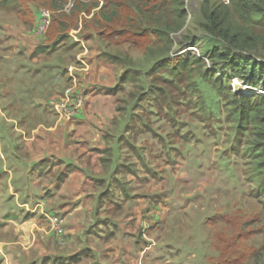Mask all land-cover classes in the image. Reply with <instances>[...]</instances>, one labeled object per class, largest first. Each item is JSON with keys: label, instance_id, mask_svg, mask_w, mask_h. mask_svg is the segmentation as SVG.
I'll return each mask as SVG.
<instances>
[{"label": "rangeland", "instance_id": "obj_1", "mask_svg": "<svg viewBox=\"0 0 264 264\" xmlns=\"http://www.w3.org/2000/svg\"><path fill=\"white\" fill-rule=\"evenodd\" d=\"M207 1L230 5L184 0L185 24L167 53L154 36L143 44L93 31V11L55 34L74 0L61 17L0 0V264H59L57 255L78 248L88 253L81 264L261 263V174L230 93L241 83L237 95H264V86L211 56L220 43L203 28ZM229 12L237 29L264 34V17ZM111 91L101 112L86 97ZM80 117L105 146L84 149L82 163L66 149L77 135L89 139L71 134ZM40 155L48 158L37 170ZM78 165L100 180L84 191L86 207L68 213L77 196L43 190Z\"/></svg>", "mask_w": 264, "mask_h": 264}, {"label": "trees", "instance_id": "obj_2", "mask_svg": "<svg viewBox=\"0 0 264 264\" xmlns=\"http://www.w3.org/2000/svg\"><path fill=\"white\" fill-rule=\"evenodd\" d=\"M23 1L46 5L54 13L60 14V17L65 15L66 5L70 3V0ZM229 4L225 6L207 1L202 5L203 28L220 43L217 48L213 47L211 56L224 62L234 76L245 79L248 84L257 86L262 82L264 86V65L258 63L256 58H264V54L260 53L264 52V34H248L237 29L232 25V13L229 12L232 8L237 14L253 11L264 17V0H230ZM91 11L93 14L90 25L93 31L111 28L109 34H118L119 37L122 35L119 38L122 42L131 36L138 38L143 44L149 43V37L154 36L167 53L173 43L171 35L182 29L187 17L184 0H74L70 8L69 22H65L64 26L58 24L60 27H57L54 33L67 29L71 21L77 19L78 13L89 15ZM241 86L240 83L235 92L242 90ZM248 89L249 86L243 92ZM230 94L233 102L240 105V125H245L244 129L247 127V130L249 127L254 137L249 150L257 161L256 172L261 174L258 181L259 190L264 192V95L248 93L249 95L240 96L233 92ZM260 264H264V256Z\"/></svg>", "mask_w": 264, "mask_h": 264}, {"label": "crops", "instance_id": "obj_3", "mask_svg": "<svg viewBox=\"0 0 264 264\" xmlns=\"http://www.w3.org/2000/svg\"><path fill=\"white\" fill-rule=\"evenodd\" d=\"M82 63L86 64L87 66L89 65V63L91 64V62H82ZM110 89H108V90H110ZM110 93H113V92L112 91L109 93L98 92V94L92 93V96H90L87 93L86 97H89V99L91 98L92 101H94L95 103L97 101H100V105L98 103L96 109H97V111L101 112V109L106 108V106H107L106 99L110 97L109 96ZM83 120H84V117L83 118L80 117V118L75 120L76 122H74L75 125H74L73 130H71V134H73V133L75 134V131H76V133L81 132L79 134L82 135V133L85 131L88 134L89 139H86V137L85 138L78 137V135H77V136H75V139H68L66 142L67 143L66 149H68L69 152L73 151V153H72L73 155L76 154L77 157H80V159L78 160V162H80V163H82L84 161L83 158L86 159V156H87L86 152L88 151V149H89L88 152H91V153L94 150H97L98 148L105 149L104 140L102 139L101 136L98 137L96 135L100 130L95 128L96 126H94V125H90V124L88 125ZM93 130L96 131V132H94V134L92 132ZM84 149L86 150V152H84ZM62 156H64V155H62ZM62 156L58 155L57 157L63 158ZM46 158H48V157L47 156L44 157V155H40L39 158H37V162H35V164H34V168L38 170V167H40L42 161H44ZM73 159H74V162H76L75 164H77L76 159L75 158H73ZM39 169H43V168H39ZM25 177H27V176H25ZM72 178L75 180H73ZM56 180H59L60 182L57 181L58 183L56 182V183L51 184L52 186H49V188L43 190L44 191L43 194H45L46 192L49 194L50 193L49 191L54 187L53 190L54 191L56 190L55 192H57V193H55V194L53 193L52 195H56L60 191H63L62 193H66V195L71 194L73 196H77L76 197L77 201L75 202V205L71 206V209H73V210H71L69 208L67 210L69 213V212H74L76 210H81L83 207L84 208L86 207V206H83L84 201L80 200V199L83 198V195H85V193H84L85 190H87L89 187H93V185H95V186L97 185V183L94 184V182H95L94 180H96L99 183L100 178H96L91 173L89 174L88 168H84L83 166L78 165L77 169H75V170L74 169H70V170L64 169L63 172L56 177ZM68 187H69V190H66ZM36 203H38V202H36ZM87 205H88L87 207L89 208L90 204L87 203ZM41 209H42V207L39 206V211ZM25 221H27V220H25ZM86 255H88L87 249L84 248L83 250L79 251V248H78L77 250H73V251L70 250V251H67L65 253L59 254L57 256H60L58 258H60V262H62V263L59 262V264H81L83 262V260L85 258H87Z\"/></svg>", "mask_w": 264, "mask_h": 264}, {"label": "built area", "instance_id": "obj_4", "mask_svg": "<svg viewBox=\"0 0 264 264\" xmlns=\"http://www.w3.org/2000/svg\"><path fill=\"white\" fill-rule=\"evenodd\" d=\"M223 1L225 3L226 2H230V0H223ZM48 18H49L48 11L47 10H42V12L40 13V16H39V21H37V26L39 28L45 29L46 28V25H47Z\"/></svg>", "mask_w": 264, "mask_h": 264}, {"label": "clouds", "instance_id": "obj_5", "mask_svg": "<svg viewBox=\"0 0 264 264\" xmlns=\"http://www.w3.org/2000/svg\"><path fill=\"white\" fill-rule=\"evenodd\" d=\"M243 85H245V84H243ZM250 86V85H249ZM252 87H254V86H252ZM233 93H235L236 94V92H233ZM251 94V93H250ZM254 94V93H253ZM259 95V94H258Z\"/></svg>", "mask_w": 264, "mask_h": 264}]
</instances>
